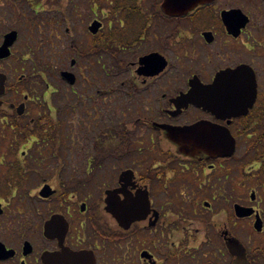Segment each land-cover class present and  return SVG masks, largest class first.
Returning <instances> with one entry per match:
<instances>
[{
	"label": "flooded vegetation",
	"instance_id": "flooded-vegetation-1",
	"mask_svg": "<svg viewBox=\"0 0 264 264\" xmlns=\"http://www.w3.org/2000/svg\"><path fill=\"white\" fill-rule=\"evenodd\" d=\"M131 2L0 0V264H264V0ZM64 23L68 68L44 53ZM103 45L122 112L101 120L70 94H101ZM195 125L233 154L172 137Z\"/></svg>",
	"mask_w": 264,
	"mask_h": 264
},
{
	"label": "rangeland",
	"instance_id": "rangeland-1",
	"mask_svg": "<svg viewBox=\"0 0 264 264\" xmlns=\"http://www.w3.org/2000/svg\"><path fill=\"white\" fill-rule=\"evenodd\" d=\"M96 4V1H95ZM54 9L59 7V11L56 12V10H53V16L54 19H58L60 17V14L62 16V13L65 12L67 10V6H65L63 3H59V5L54 3ZM102 13L100 12V10L98 12H96L98 14V16L96 17L97 19H100L103 22V28H102V36H106L108 33L107 30V20L111 21V14L109 12H107L108 9L105 8H101ZM61 11H63L62 13H60ZM40 14H46L45 11H39ZM52 12V10H51ZM71 13V11H68V14ZM76 14V13H74ZM106 14H108L106 16ZM94 18V16L90 13H88L86 11V17H85V25H86V33H87V26L90 24V21ZM105 18V19H104ZM75 18L70 17L69 19V24L68 27L70 28V33L72 34L71 39L75 38L76 42H81L84 38V36L86 35V33H84L85 31L83 30L84 27L82 25H80V23L75 24ZM75 24V25H74ZM75 26H77L75 28ZM66 28V24L64 23V26L62 28V30L60 29V38L61 40L57 43L56 40L59 39V37H56V34H54V38H53V43H54V47L52 48V51H45V55H48L50 57H52V59L58 61H65L64 65L67 66V68L69 67V63L71 59H75V53L74 50H72V48L70 47V42H68V37L66 35V33L63 31ZM75 28V29H74ZM54 31H57L56 27H54ZM63 31V32H61ZM90 35L85 36L86 40L89 38ZM103 38V37H102ZM50 40V38L48 39V41ZM88 52V51H87ZM38 54L40 55V52H38ZM101 64H103L104 67H101V75L100 77L97 76V79L100 80V86H97L98 90L101 91V94H70V96L72 97V99L74 100V103L71 102L72 106H74L75 108L78 107V100H80V97L84 98V102L87 106H89V103L92 102V106L94 108H100L102 112L100 113V119L103 120V118L105 117H110L112 115H117L119 116V114L122 112V110L120 109L119 105L115 103L114 101V96H113V92H115L114 88H112L111 86H109V81L111 80L110 77H105V75H110L109 72V67H110V61H109V57L105 54V53H101ZM55 66L57 68H61L60 63H56L55 62ZM102 66V65H101ZM87 76L89 77V72L87 73ZM88 80L90 81V78H88ZM114 89V90H113ZM92 96L96 97V100H94V98L90 99ZM90 97V98H89ZM56 106L58 105L59 108L62 107V103H58L55 104ZM80 112L79 109H76L72 114L70 119L68 120L70 122V124L68 125L70 133L71 134H77L78 133V129L80 124L82 123L79 120L80 117ZM84 124V122L82 123ZM103 124V121H102ZM78 138V136L76 137Z\"/></svg>",
	"mask_w": 264,
	"mask_h": 264
},
{
	"label": "water",
	"instance_id": "water-1",
	"mask_svg": "<svg viewBox=\"0 0 264 264\" xmlns=\"http://www.w3.org/2000/svg\"><path fill=\"white\" fill-rule=\"evenodd\" d=\"M202 1L207 0H165V8L166 11L176 14H183L189 11L191 7ZM100 26L101 25L99 23L93 22L89 27V31L92 34H95L99 30ZM4 80V77L0 75V96L3 93ZM252 90L254 91V88ZM217 96L220 97L221 94H212L210 97L214 99ZM231 96L236 99L235 103L238 107L243 106V104H238L239 101H245L247 105H249L250 103L252 104L255 98V94H231ZM203 125H195L188 128L177 129L173 131L174 136L172 137L193 138L194 141L198 142L201 147L211 154H217L221 157L231 156L234 149L231 137H229L230 143L225 145L219 141L220 139H224L225 136H223L222 133L216 129L209 130L208 136H201L199 134V130L203 127Z\"/></svg>",
	"mask_w": 264,
	"mask_h": 264
},
{
	"label": "trees",
	"instance_id": "trees-1",
	"mask_svg": "<svg viewBox=\"0 0 264 264\" xmlns=\"http://www.w3.org/2000/svg\"><path fill=\"white\" fill-rule=\"evenodd\" d=\"M115 1H116L117 5L123 4V13L125 15H127L129 12V5L134 3V2H131L134 0H115ZM116 10L118 11V9H116ZM101 49H102L103 53H107V54L111 53L109 46L103 45Z\"/></svg>",
	"mask_w": 264,
	"mask_h": 264
}]
</instances>
